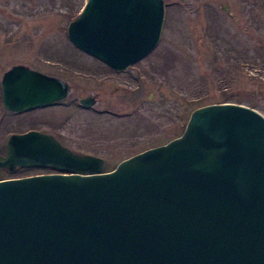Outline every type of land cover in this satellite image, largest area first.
Here are the masks:
<instances>
[{"label": "water", "instance_id": "water-1", "mask_svg": "<svg viewBox=\"0 0 264 264\" xmlns=\"http://www.w3.org/2000/svg\"><path fill=\"white\" fill-rule=\"evenodd\" d=\"M163 19V0H87L67 35L124 70L154 49ZM68 91L20 64L1 78L12 112ZM45 166L69 174L0 180V264H264V117L254 109L197 108L181 136L112 172L49 134L8 137L0 168Z\"/></svg>", "mask_w": 264, "mask_h": 264}, {"label": "rangeland", "instance_id": "rangeland-1", "mask_svg": "<svg viewBox=\"0 0 264 264\" xmlns=\"http://www.w3.org/2000/svg\"><path fill=\"white\" fill-rule=\"evenodd\" d=\"M85 1L0 0V81L20 64L69 85L64 102L43 111L14 115L0 103V156L9 135L37 127L76 153L102 158L111 171L181 136L192 111L205 105L225 99L264 117V0H163L157 46L124 72L68 40L67 25ZM78 98L98 102L83 109ZM8 175L0 168V177Z\"/></svg>", "mask_w": 264, "mask_h": 264}, {"label": "flooded vegetation", "instance_id": "flooded-vegetation-1", "mask_svg": "<svg viewBox=\"0 0 264 264\" xmlns=\"http://www.w3.org/2000/svg\"><path fill=\"white\" fill-rule=\"evenodd\" d=\"M105 66V65H104ZM108 68V67H107ZM109 70H111V71H113V72H124V71H126V70H124V71H116V70H112V69H110V68H108ZM81 98H78L77 99V101L76 102H74V104H79V100H80ZM64 102V100H62V101H58V102H54V103H51V104H48V105H44V106H39V107H36V108H34V109H32V110H29V111H23V112H19V113H16V114H24V113H29V112H35V111H37V110H41V111H43V110H46V109H49V108H51V107H54V106H57L58 104H62ZM97 100L95 99V100H93V104H97ZM96 112H97V114H99V115H101V114H103V113H107V112H109V109H96ZM15 114V113H14ZM29 130H35V131H39L38 129H37V127H32V128H29ZM29 130H27V131H29ZM40 132V131H39ZM46 134H49V133H46ZM49 135H51L52 137H54L56 140H58L59 141V139H58V137H55L54 135H52V134H49ZM60 142V141H59ZM61 143V142H60ZM63 145V144H62ZM63 146H65V145H63ZM66 147V146H65ZM68 148V147H67ZM69 149H71V148H69ZM72 150V149H71ZM72 151H74V150H72ZM76 153V152H75ZM22 170V168H20V169H18L17 170V172H19V171H21ZM38 171H40V173H57V172H59L58 170H56V169H54V168H51V167H45V168H38L37 169Z\"/></svg>", "mask_w": 264, "mask_h": 264}, {"label": "trees", "instance_id": "trees-1", "mask_svg": "<svg viewBox=\"0 0 264 264\" xmlns=\"http://www.w3.org/2000/svg\"><path fill=\"white\" fill-rule=\"evenodd\" d=\"M225 101V99L224 100H221L220 102H224ZM0 103H1V95H0Z\"/></svg>", "mask_w": 264, "mask_h": 264}]
</instances>
